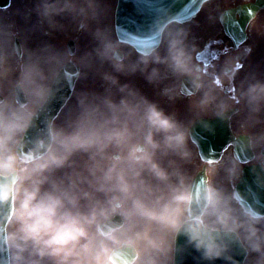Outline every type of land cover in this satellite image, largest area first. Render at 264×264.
<instances>
[{
	"label": "clouds",
	"instance_id": "obj_1",
	"mask_svg": "<svg viewBox=\"0 0 264 264\" xmlns=\"http://www.w3.org/2000/svg\"><path fill=\"white\" fill-rule=\"evenodd\" d=\"M35 11L52 27L70 17L94 47L32 48L0 25V264H264V76L237 82L252 46L205 70L188 20L166 7L135 45L100 22L99 0H37ZM70 66L96 68L101 83L57 111ZM137 74L169 100L192 89L191 116L122 79ZM208 116L232 122L255 185L239 187L234 155L201 175L193 129L211 128Z\"/></svg>",
	"mask_w": 264,
	"mask_h": 264
},
{
	"label": "rangeland",
	"instance_id": "obj_2",
	"mask_svg": "<svg viewBox=\"0 0 264 264\" xmlns=\"http://www.w3.org/2000/svg\"><path fill=\"white\" fill-rule=\"evenodd\" d=\"M84 49H86V47H84ZM86 71H88V75L87 76H84V77L81 76L79 78V82L77 84L76 90L78 88H82V87H98L100 85L101 79L99 80V76H98V72H97L96 68H93L91 70H86ZM134 78L136 79L138 77H134ZM95 80H97V81H95ZM134 82H136V80H134ZM143 82H146V79L145 78H142V83ZM152 85H153L154 88L156 87L155 84H152Z\"/></svg>",
	"mask_w": 264,
	"mask_h": 264
}]
</instances>
